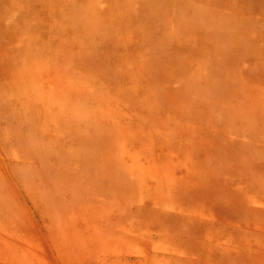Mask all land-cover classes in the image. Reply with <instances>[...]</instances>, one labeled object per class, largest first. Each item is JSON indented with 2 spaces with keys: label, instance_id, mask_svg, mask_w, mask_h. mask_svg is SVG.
<instances>
[{
  "label": "rangeland",
  "instance_id": "1",
  "mask_svg": "<svg viewBox=\"0 0 264 264\" xmlns=\"http://www.w3.org/2000/svg\"><path fill=\"white\" fill-rule=\"evenodd\" d=\"M74 1L89 35L106 28L130 38L129 50L113 53L115 85L101 88L97 68L76 60L86 40L78 24L70 20L67 40L49 35L84 8L0 0V72L19 79L39 69L48 80L20 77L0 90L7 100L21 91L48 118L32 137L0 146V264H264V0H191L178 11L160 0L156 30L136 11H113L99 25L96 0ZM182 27L195 38L184 39ZM172 61L175 70L164 69ZM160 73L170 82L156 92L163 81L150 78ZM137 79L147 92L134 93ZM194 79L197 89L182 86ZM7 113L1 140L14 131Z\"/></svg>",
  "mask_w": 264,
  "mask_h": 264
},
{
  "label": "bare ground",
  "instance_id": "2",
  "mask_svg": "<svg viewBox=\"0 0 264 264\" xmlns=\"http://www.w3.org/2000/svg\"><path fill=\"white\" fill-rule=\"evenodd\" d=\"M78 1L81 2L83 0H78ZM113 1L114 0H96V1H91L90 11L95 10V9H98L99 10L98 12L104 11V14H105L104 15L103 12H102V14L95 20L96 23H98L99 25L101 24L102 26H105V23L106 22L104 21V19L108 20V18L110 16H113L115 14V13H113V11L114 12H118L119 14H122V15H128L129 11H133V12L136 11V13L138 15H135L134 17L137 20H140L141 19L142 22H148L149 23V27L152 28V29H155L156 30L158 28H161V24L157 20L158 13H156V10H154V7L159 4V1L160 0H119L120 1V7H118V8H116L113 5ZM190 1L191 0H171V4H173L175 10H177V9H185V8L189 7ZM70 3H71L70 4L71 6H66V7H70V9H72L74 11V13H77L79 9H81V10H83V8L85 9V7H83L82 4H80V3H78V2H76L74 0H73V2H70ZM2 4L4 5V2L3 1H2ZM2 4L0 3V7L2 6ZM58 10H59V8L54 9V10H52V13H55ZM86 14H87V11L85 9L84 13L81 14L82 16L79 17L77 15H72L71 18L69 17L68 19L63 20L59 24L60 30L58 28L55 29L53 27V32L52 33H49V35L53 36V38H54V35H56V37H57V35H59L60 33H62L64 35L63 38H65L66 36H68V37L69 36H72L73 29L69 26V22L71 20L72 23L78 24L79 27H80V31H81L80 33L85 34V39L86 40H84L79 45V47L78 46L75 47L76 50L80 52V54L78 56H75V58H77L76 60L79 63H84V65L85 64H88L89 67H91L92 70L95 69V68H97L96 70H98L102 74V76L100 74H97V71L96 70H93L92 73H95V75H96V78H95L96 79V83H98V85L101 88L107 87V85H105V86L103 85L104 82L107 83V80L106 79L110 80L111 83H113L115 85V83L117 81L116 80L115 81H112V80L115 79V77L117 78V80H120V76H119L120 75V72L117 70V66H118L117 65V62L120 60L119 59L120 57L114 56L113 53H114V51H117L119 49L129 50V41H130V38L129 37H121L120 33L119 32H116V31L113 32L110 35H107V33L104 32L106 28H104V30H102L103 32H100L97 36H91V35H89V32L90 31L89 32L87 31V26H85V22L83 20V16L86 17ZM46 15L48 16V19L47 20L49 21V23H50V21H53V17H52L53 15L51 14L52 16H50L49 11L46 12ZM175 17H176V15H175ZM102 22L104 23V25L102 24ZM0 23H1L0 24V32L2 33V30H3V27H4V21H3V19H1V22ZM72 23H70V25H72ZM174 24H175V21H174ZM205 25H207V23H205L204 26ZM85 28H86V30H85ZM182 28H183L182 33H184L183 34L184 39H187V37L189 39L195 38V34L194 33L189 32L186 27H182ZM207 30H212V29L209 28ZM213 31H216L217 32V30H213ZM100 35H102V36H100ZM18 36H19V34H18ZM65 40H67V38H65ZM177 40L173 42L174 47L176 46L177 43H180L181 44V41L180 40L177 41ZM202 40H203L202 43L199 44L200 47L202 48V44L206 45L207 43H209L208 46H204V49L205 50H208L209 49V51H210V46H211L210 45V43H211L210 37L209 36H205V37L203 36L202 37ZM57 42H55V43H57ZM159 43H160L161 46L166 47V48H168V47L171 46L168 42L166 44L165 43V40H160ZM197 44L192 45L193 46V49H196L197 50V47L199 46ZM168 57H169V55L164 54L162 56H159V59H165V58H168ZM121 60L123 61V58H121ZM184 64H185V61L180 62V65L181 66H184ZM147 65L149 66L150 64H147ZM148 66L143 67V69L144 68H147ZM166 66H168V68ZM166 66H165L164 69H169V68L172 67L173 70H175L174 69L175 68L174 67L175 64H173V61H172V63L169 62ZM146 70H148V69H146ZM129 73H130V71H129ZM162 74L164 75V71H162ZM162 74L160 73V75L157 76V77H154V76L152 77L150 75L151 78H153V80H151V78H150V82H155L157 80H162L163 81V82L159 83V85H158V87L156 89V92H159L160 91L162 84H164V83L167 84L168 82H170L169 80L168 81H164V78H163ZM225 75H226L225 77H227V74L226 73H225ZM195 76H199V78L202 79L203 74L197 72ZM20 77H21V81H20ZM201 79L191 80V83H188V80L186 82L184 81L182 86H188V87L191 86L194 89H197L196 87L198 85H193V84H197L196 82H198ZM13 80L14 81L15 80H19L20 83L23 84V85H26V84H28V85L29 84H35L36 85L37 84L39 86L40 85L41 86L42 85L47 86V84H45V82L48 83L47 82L48 80L46 79L45 75L44 74L43 75L40 74L39 69L36 70V71H34L33 69H31V72H22L19 75V79L17 77L10 76L9 75V72H2V73L0 72V90L5 89L6 86H8L7 84L10 83V81L13 82ZM128 80H129V76H128ZM203 80H205L207 82V84H209V81H208L209 80V77L208 78H205ZM42 81H43V83H42ZM138 82H139V80L137 79L136 80V84H135L136 86L133 89L134 93L136 95H138L139 93L147 92V90H148L147 89V86L146 85L144 86V84L143 85L137 84ZM146 82H149V80L147 79ZM207 84H205V85H207ZM47 89H48V87H47ZM169 93H173V92L169 91ZM21 98H22V101H23V103L21 102L22 106H24L23 108H22V106H21V104L19 102ZM45 101H46V103L48 102L47 100H45ZM31 105H33V104L30 101V97L28 98L21 91H19L18 93H16L14 95V99H12V100L0 99V110L2 112H4V111H7L8 112L7 113L9 115L8 116V122L12 124L11 128L14 127V131L11 132V133H13L11 136L10 135L6 136L4 140L3 139L1 140V138H0V146L4 150L7 149L6 148V141H9V142L18 141V140L22 139L25 136L26 133H27L28 137H32V133L37 134L38 133V130L42 128V126H41L42 123H45V122L48 123V120H47L48 118L45 117L44 120H43L41 118L42 116L39 117L37 115V108H35L34 106H31ZM53 107H54L53 104L51 105V107L48 106V108H53ZM55 107H58V105L55 104ZM23 116H25L29 122L26 121V120H24V119H22V118H20V117H23ZM10 118L17 119L16 120L17 121V125H14L13 124L14 123L13 120L12 119L10 120ZM27 122H28L27 125H22V124L27 123ZM24 126H26L27 129H25V128L23 129ZM46 127H47V125H46ZM9 128H10V126H9ZM60 129H61V132L62 133L67 132L66 128H63L61 125H60ZM44 132L45 133L48 132L47 128L44 129ZM99 136H100V134H99ZM105 137H106V135H103V132H102V138L105 139ZM67 142H69V141H67ZM67 142H65V143H67ZM97 142L100 145L101 142H102L101 141V138L100 139L98 138V141ZM19 145L21 146V144H19ZM55 148L57 150H59L60 149V146L58 147L56 145ZM82 151H83L82 149L78 150V154H79L81 160H86L88 158V156L85 155V154H83L84 152H82ZM37 155H38V153H37ZM38 158H39V156H38ZM2 162L5 164V159L4 158H3ZM7 164L12 165V162L6 163V165ZM49 169L47 171H49ZM67 171H68V169L66 167V169L63 170V172H67ZM60 175L62 176V174H60ZM64 177L69 178V173L67 172ZM86 191H82V192H86ZM57 193H58V191H57ZM48 195H46V197ZM62 195H64V194L62 193ZM50 198L52 200V197L51 196H50ZM0 204H2V203L0 202Z\"/></svg>",
  "mask_w": 264,
  "mask_h": 264
}]
</instances>
